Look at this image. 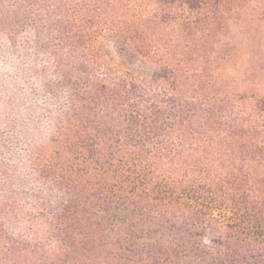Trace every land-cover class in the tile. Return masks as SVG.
<instances>
[{
  "label": "trees",
  "instance_id": "16d2710c",
  "mask_svg": "<svg viewBox=\"0 0 264 264\" xmlns=\"http://www.w3.org/2000/svg\"><path fill=\"white\" fill-rule=\"evenodd\" d=\"M0 55V264H264V0H0Z\"/></svg>",
  "mask_w": 264,
  "mask_h": 264
},
{
  "label": "rangeland",
  "instance_id": "374dc122",
  "mask_svg": "<svg viewBox=\"0 0 264 264\" xmlns=\"http://www.w3.org/2000/svg\"><path fill=\"white\" fill-rule=\"evenodd\" d=\"M258 6L256 2H251V8H255ZM6 56V55H5ZM8 57V56H7ZM4 56L0 55V132H6L7 131V125L6 120L4 119L5 110L3 109V103L7 101L9 96H11L12 100V112L10 115V119L13 122H16L19 126H22L25 124L26 116L24 112V106L20 103L19 98L14 94L10 95L8 93V89L12 91H18L20 90L26 96L29 94L30 87H35V85L40 89V94H42L41 85H38L39 83H35V81L32 79L30 73H28L29 70L27 66H22L23 69H26L27 76L23 78V80H19L17 75L13 72L14 67H20L15 59H7ZM15 92V93H16ZM41 99L37 102L38 105L41 106ZM40 122L42 124V127H45V123L43 119H40ZM19 135L16 136V139L21 141V138H18ZM211 236V235H210Z\"/></svg>",
  "mask_w": 264,
  "mask_h": 264
}]
</instances>
